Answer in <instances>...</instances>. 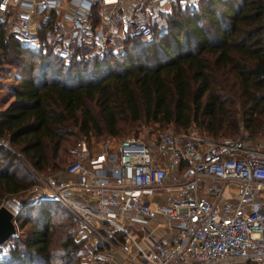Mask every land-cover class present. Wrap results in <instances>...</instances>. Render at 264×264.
Here are the masks:
<instances>
[{
    "label": "built area",
    "instance_id": "obj_1",
    "mask_svg": "<svg viewBox=\"0 0 264 264\" xmlns=\"http://www.w3.org/2000/svg\"><path fill=\"white\" fill-rule=\"evenodd\" d=\"M200 1L0 0V28L21 44L86 62L127 34L164 35L173 7ZM196 135L164 131L150 142L124 138L97 150L78 140L57 174L29 166L36 181L28 193L73 214L88 239L82 264H264V142ZM162 223L168 240L152 237ZM8 252V241L0 244V260Z\"/></svg>",
    "mask_w": 264,
    "mask_h": 264
},
{
    "label": "trees",
    "instance_id": "obj_2",
    "mask_svg": "<svg viewBox=\"0 0 264 264\" xmlns=\"http://www.w3.org/2000/svg\"><path fill=\"white\" fill-rule=\"evenodd\" d=\"M166 20L164 35L127 34L123 53L111 48L86 62L41 43L31 49L0 28V63L18 72L12 100L0 109V139L13 148L0 145V200L35 183L24 163L58 171L47 172L64 162L59 153L75 132L119 138L151 123L193 128L213 141L263 134L262 0H201L173 7ZM36 204L28 207L32 215L37 207L38 226L0 264H81L85 244L69 232L73 217L54 201ZM52 216L60 217L56 225ZM28 223L25 216L19 228Z\"/></svg>",
    "mask_w": 264,
    "mask_h": 264
},
{
    "label": "rangeland",
    "instance_id": "obj_3",
    "mask_svg": "<svg viewBox=\"0 0 264 264\" xmlns=\"http://www.w3.org/2000/svg\"><path fill=\"white\" fill-rule=\"evenodd\" d=\"M122 40L123 39H121V41H119L115 44L116 49L114 51L117 54L123 53L124 49H126V47L123 45ZM263 45H264V38H263ZM27 46L31 47V49H38L39 45L32 43V44L27 45ZM17 77H18V72L14 66L3 65L2 63H0V108L5 107L11 101L12 93L10 90V86L14 85V83H16ZM188 130L186 132H179V131H176L172 126H160L158 124L149 123V124H141V125H138V127H134L132 131H128L126 134H124L122 137H119V138L109 137V136H103V137L97 138V137L90 136L88 138V140H86V141H88L91 144V146L97 150L100 148V145H102L103 142L110 141L111 144L113 143V146H114V143H116L118 140H122L124 138H132V137L150 142L155 138L156 135H158L159 133L164 132V131L170 132L173 134H178V133L179 134H182V133L186 134L188 132ZM75 133L76 134L74 136H71L69 138L71 143H70V145H68L66 147L67 152L64 154H63V152L59 153L62 156L64 162L59 163L58 166L52 170H47L48 173L56 171V170H58V171L62 170L67 164H69L73 160V156L71 155L70 150H72V148H74V144L78 140H84V137L81 135V133H79V132H75ZM262 133H263L262 135H259L256 137V140L264 142V130ZM196 134L199 137L204 138L205 140L210 141V142L220 141V139L217 141H213V140L209 139L208 137L204 136V134L199 133V131H197V130H195V135ZM5 146H7L8 149L10 148L11 150H13V148L11 146H9L8 143H6ZM110 146H112V145H110ZM24 169L27 170L28 172L30 171L29 165L27 163H24ZM58 171L53 173V175L57 174ZM30 174L33 177L34 182H35L36 181L35 172L30 173ZM40 174H42L43 176L47 175V174H43V173H40ZM50 175H52V174H50ZM28 192H29V190L27 189L26 191H23V192L16 194V195L4 196L0 200V206H5L9 211H11L13 214L16 215L17 219L20 215V218H19L20 220L19 221L16 220L14 222L15 228H16V234L14 237L11 238V240L8 241V249H10L15 242H19V243L23 244L27 239L28 233L33 229V227L38 226V222L40 221V214L38 215V211L36 209L37 207L36 206L34 207L33 215L30 211V209L33 206L28 207L29 205H37L36 203H38L39 201H36L33 197H31ZM65 211L73 217V214L71 212L67 211L66 209H65ZM25 216L29 217V223L26 224L23 228H19V223L22 221V219L25 218ZM59 218H60L59 216H57V217L52 216L51 217V223H54L56 225L59 221ZM69 232L73 233V237H74L75 241H83L85 244V248H82V251L78 252L79 263H81L82 256L87 252L88 239L86 237H83L84 233L82 232V230L79 226V223H77V221H75L74 217H73V223L69 228ZM59 235H60L59 232L57 230H54V236L53 237H56V239H58ZM152 237L154 239H156V237L154 235H152ZM84 244L82 245L83 247H84ZM8 255H9V252H8Z\"/></svg>",
    "mask_w": 264,
    "mask_h": 264
},
{
    "label": "water",
    "instance_id": "obj_4",
    "mask_svg": "<svg viewBox=\"0 0 264 264\" xmlns=\"http://www.w3.org/2000/svg\"><path fill=\"white\" fill-rule=\"evenodd\" d=\"M17 217L5 206H0V244L8 241L16 234L15 221Z\"/></svg>",
    "mask_w": 264,
    "mask_h": 264
},
{
    "label": "crops",
    "instance_id": "obj_5",
    "mask_svg": "<svg viewBox=\"0 0 264 264\" xmlns=\"http://www.w3.org/2000/svg\"><path fill=\"white\" fill-rule=\"evenodd\" d=\"M12 100V99H11ZM9 104V103H8ZM7 104V105H8ZM6 105V106H7ZM5 106V107H6ZM5 107H2L0 109H3ZM169 228L167 226V224L162 223L159 227L155 228L154 231L152 232V234L156 237V239H161V240H168V232H169ZM104 254H102L103 256ZM106 255V254H105ZM105 257V256H103Z\"/></svg>",
    "mask_w": 264,
    "mask_h": 264
}]
</instances>
